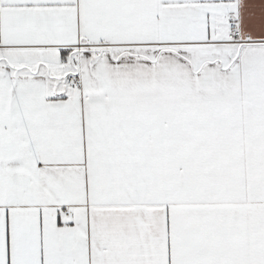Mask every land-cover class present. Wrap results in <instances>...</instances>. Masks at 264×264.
Segmentation results:
<instances>
[{"label":"snow or ice","instance_id":"snow-or-ice-1","mask_svg":"<svg viewBox=\"0 0 264 264\" xmlns=\"http://www.w3.org/2000/svg\"><path fill=\"white\" fill-rule=\"evenodd\" d=\"M0 264H264V0H0Z\"/></svg>","mask_w":264,"mask_h":264}]
</instances>
